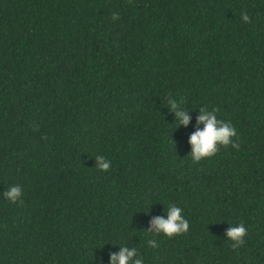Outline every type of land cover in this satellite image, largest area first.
Here are the masks:
<instances>
[{"label":"trees","instance_id":"trees-1","mask_svg":"<svg viewBox=\"0 0 264 264\" xmlns=\"http://www.w3.org/2000/svg\"><path fill=\"white\" fill-rule=\"evenodd\" d=\"M202 107L239 148L193 162ZM173 204L189 230L148 233ZM119 244L144 264H264V0H0V264H108Z\"/></svg>","mask_w":264,"mask_h":264},{"label":"clouds","instance_id":"clouds-1","mask_svg":"<svg viewBox=\"0 0 264 264\" xmlns=\"http://www.w3.org/2000/svg\"><path fill=\"white\" fill-rule=\"evenodd\" d=\"M113 18H117L114 14ZM245 22H250L247 14L242 15ZM167 105L174 112L177 127L187 128L192 122L193 117L187 106L175 99H169ZM219 110L216 108L202 107L195 117V130L188 136L190 145V156L193 162H199L205 158L211 157L219 150V146H229L239 148V145L233 140L237 136L236 129L231 122H226L218 118ZM95 165L102 171H107L111 166V161L103 156L95 160ZM4 197L11 203H17L22 195V189L19 185L11 186L3 192ZM150 211V209H149ZM148 211V212H149ZM183 208L177 205H170L167 210L163 209L165 214L152 216L149 220L148 233L153 235H163L173 237L186 233L189 230V222L183 215ZM146 212V213H148ZM228 240L232 241V247H238L244 242L247 235V229L243 224L230 226L225 233ZM120 245V244H119ZM149 247H157L155 239L148 240ZM99 248V247H98ZM108 264H144V258L136 247L120 245L118 251H109ZM97 264H104L101 257Z\"/></svg>","mask_w":264,"mask_h":264}]
</instances>
